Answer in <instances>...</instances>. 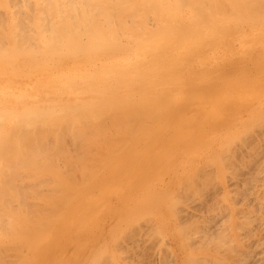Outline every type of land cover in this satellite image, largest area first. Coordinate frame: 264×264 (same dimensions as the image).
Segmentation results:
<instances>
[{
  "label": "bare ground",
  "instance_id": "1",
  "mask_svg": "<svg viewBox=\"0 0 264 264\" xmlns=\"http://www.w3.org/2000/svg\"><path fill=\"white\" fill-rule=\"evenodd\" d=\"M203 22H206L207 24L209 23L208 25L217 29L216 31H219L220 34H221V31L227 33L228 31L226 30L232 29L234 24H235L234 27L238 26L237 29L239 28L242 29L243 25H249L252 27L251 29L254 30V33H256V31L260 29V28L258 29L256 28L264 24V0H0V264H4V262H6V260L4 259L5 256H3L4 254H6V252L10 253V255H16V254L20 255L25 250L28 251L32 244V240H31L32 236L36 235L34 233H37L42 228L41 226L43 223H44L43 225H45L51 222L50 218L56 214H58V216L56 217L57 219L55 218L56 220L53 223H51L53 225L47 228L48 231L46 232V234L44 236L42 234L38 235L39 237H37V243H34V246L37 247V249H44L45 247L47 248L49 240L59 230V228L62 227V225L71 222L75 216H78V217L84 216L83 213L90 210V213L86 215V217L84 218L85 220L83 221H90L91 219H93L96 216V214L93 212L91 208L87 209V207L89 206V199H92L95 196V194H92V193L89 195V193L92 192L93 190L98 191L99 197H101L104 194H109V193L114 194V195H117L119 193L118 195L120 194L123 195V193H121L120 191H118L117 194H115V180H116L115 179V159H118V158H115V156L117 157L118 150H119V149L117 150L116 147H119L121 150V146H123V144H125V142L128 141V139L125 138L127 136H124L125 140H122V142L124 141L123 144L120 143L121 140L119 141V139L120 138L122 139L124 132H127V134L125 133V135H128V134L131 135V136L128 135L129 136L128 138L130 140L136 137L135 133L133 132L134 131L133 129L138 128L139 130H136V134H140L141 133L140 131H142L141 129H143L145 126H148V123L151 121V119H153V117L151 116H154V115H155L154 117L156 116L159 117L157 118L158 122L155 123L156 125L158 124L160 125V123H162L160 127L164 124L167 125L168 122L166 121L167 119H170V117H167L166 119L167 114L169 113L170 115L169 114L168 115L172 117L173 115L171 114L173 113L172 111L177 110L179 106L183 104V101L179 100L178 98L179 96L176 95L177 94L176 92H173V93H176L174 94L177 96L175 98H177L176 100L177 101L179 100L180 102L174 104L175 102H177V101H174L173 103L174 105L171 104L173 102L171 100L173 99L175 100V98L171 96L173 95V93H169L168 91V94H167L166 93L167 91L165 92V90H163V88H165L166 84L169 83L171 79H176L175 82L177 86H174L175 88L172 86V88L176 89L178 87V94L180 93L183 94V91L185 92V88H183L182 86L183 81H181V78L183 77V75L180 73H177L178 72L177 70L179 67H176L177 69L173 66L171 67V69L175 68V70L177 71L174 74H173V71L169 70L170 72H168L166 67H163V71L160 74H158V76L160 75V77L158 76L155 77L156 75L155 73L158 72L156 70L157 69L156 66L159 67V65L163 64V62L165 63L166 61L168 62L169 60L171 61L173 60L174 62L175 60L177 61L176 54L178 55L177 58H179V55H181V53L184 52L182 45L187 46L186 44L188 43L195 44V41H197V39L198 40L200 39L199 41H202L201 43L203 42L204 43L201 44V43L196 42V44H200L199 47H196L199 51L200 47H203V45L208 44L211 38L210 39L209 37L208 39L205 37L200 38L199 37L200 34L198 33H201V32H197L199 36L196 37L194 33L195 32L194 30H196L197 28V24H202ZM183 23L185 25H181ZM186 26H191V27L187 29ZM169 27H170V30H169ZM150 29L156 30L157 33H158L157 30H160V31L164 30L165 32L160 37L162 31L161 32L159 31L160 33H158V35L159 34L160 35L157 36V33L151 30L154 32L153 33L154 38H152L154 40L149 41V38H151V34H152ZM180 30L182 31L180 32ZM183 30H186L187 32L192 31L194 34L192 35L190 34L192 36L190 39H194V40L190 41L189 39L190 36L189 37L187 36L189 34L186 35V33L183 32ZM226 35L227 34H225V36ZM218 36H219V33H218ZM230 37H232L231 41H238V42H241L243 40L247 41L245 37V33H243V31L238 33L235 36H230ZM212 38L214 37L212 36ZM216 40H218V38H216ZM136 42H139V43L135 44ZM211 44L212 42L210 43V45ZM194 47H192L193 49L191 48L192 51L197 50ZM243 48H244L243 52L245 53L246 48L245 47ZM251 48H249V50ZM255 49L257 50L258 48L256 47ZM247 50H246V53L248 52ZM200 51H202V49ZM194 52L192 53L190 52L192 55H190V53L188 52L189 53L188 58L190 56V59L186 58V60H191L192 59L191 56H193V54L196 53ZM223 52H225V49ZM199 56H200V53H199ZM252 56L254 55L252 54ZM252 56H250V59H252ZM171 61L170 63H173ZM207 62L208 61H206L205 63ZM176 64L179 65L178 62ZM195 66L193 69H194V72L196 71L197 73V70H195ZM215 66H217V64ZM202 67H205V66H201L200 68H198V70L199 69L202 70ZM226 67H222V68H226ZM217 68L218 67H216L215 70H217ZM248 68H244L243 70L245 69H247L248 71L252 70L250 66ZM261 68L262 67L258 69L261 70ZM258 69L256 68L257 71L254 73L253 71L249 72L250 74L252 73L254 74L253 76L250 75L252 78L247 75L248 72L246 70L245 71L247 73L245 74L247 76H244L243 79L240 78L239 74L241 75V73H244V72H241V70H239L240 71L239 73L236 72V74L238 73V76H239L237 79L238 81L237 80L236 81L234 80L235 82L231 81L235 85H239L236 88H235V85H232L233 83L231 84V82L228 81L227 78L229 77H226L227 80L225 78L224 79L226 83H230L232 85L231 88L238 89L239 87H242L243 85L245 86V88H247V87H250L248 86L249 85L248 82H251L252 84L254 83L255 88L259 90L260 89L259 86L261 85L256 87L259 84L257 80L260 79L259 77L256 76ZM179 70H181V68H179ZM206 70H204V72ZM234 70L231 69V71H234ZM228 72L229 70H226L225 76H227L226 74ZM222 73L224 74V72ZM222 73L219 72L217 74L219 76L217 75L216 76L220 78L221 76L220 74ZM204 74H206V72ZM192 76H194V74ZM192 76L190 77L193 79ZM211 76L213 77V75ZM255 76H256L255 80L247 82V79L252 80L255 78ZM261 76H263V73ZM200 77H197V78L200 79ZM239 78L242 79L241 85H240ZM224 79L220 80L221 82L219 81L220 84L223 82L225 83ZM232 79H236V78L231 76L230 80ZM157 80H159L160 82L158 84H155L154 82ZM189 81L190 82L194 81L195 83V79H193L192 81L191 80ZM189 81L184 80V82L186 83ZM259 81H262V80H259ZM219 82L216 83V81L215 82L210 81V84L214 83V84H218L219 86ZM199 84L201 83L199 82ZM203 84L205 83H202L201 85ZM230 84L226 87L228 88L229 86H231ZM196 85L195 87L193 86L194 89L192 88V85H190L191 89L189 88L190 90H188L187 93H185V95L188 94L187 95L188 101H190L189 99L194 100L196 97L198 98V96L204 94V93H200V94L196 93V95H198L196 96L194 93L195 91L198 90L197 87H201L199 88L201 90L209 86L205 84V86L203 85L204 88H202L203 86L197 85L196 87ZM210 86L209 88H214V90L218 89L216 88L217 85L216 87L215 85L214 87L212 86L210 87ZM220 86L223 87V84H221ZM252 86L253 85H251V87ZM220 89L222 90V88ZM235 89H234V92H235ZM251 89L252 88H250V90ZM179 90H181L182 92H179ZM200 90H198L197 92L199 93L202 91ZM229 90L230 88H228L226 91H229ZM250 90L248 89L247 91L250 92ZM161 91L164 92L163 94L164 98L161 97L162 94L159 98V94L162 93ZM204 91L206 90L204 89ZM226 91L224 92L225 95L221 93L219 94V92L215 93L214 95L210 91H207V93L211 95V99H208V97L204 99V96H203L202 100L200 99L195 100V101L192 100L193 103L195 102L193 106H191L193 107V112L187 110V112L189 111L192 116H189L188 114L190 113H187L186 111H183V110L182 112L181 110L179 112L177 111L179 115L180 113L182 114L184 112L183 114L184 116L182 117L180 116V119H181L179 120L180 123L183 117H184L183 120L187 119L188 122H190L193 119L192 122H190L191 125L188 124L186 120L185 122L187 124L185 123L180 126V124L178 123V125L181 127L179 128L181 132L179 134H176L178 135V138L180 134L182 135V130H183L182 128L184 127L186 128L182 135L184 136V138L197 136L199 133L198 130H196L197 131L196 132L195 130L192 129V131H194V134H195L193 135V132L189 129L190 128L189 126H192L193 124H194L193 125L194 127L197 126L194 129H197L199 127L206 128L205 126H208L210 128H213V130L215 129V132L222 133L223 129H225L224 127L226 124L227 126L225 130L228 129L227 128L228 124L230 126V122H232V124L238 123L237 122L238 118L236 119L237 116L235 115L236 114L240 115L241 111L240 112H237V111L238 109L240 110V107L242 105L241 100L246 99V98L249 99L247 97L249 96L248 95L249 92L244 93L246 89L244 92L242 90L238 91V92H242L245 95H247L245 98L243 96H241L243 98H240L233 93V89L229 91L230 93H227ZM258 92H260V90ZM190 93L192 96L190 95ZM242 93H239V95ZM150 94L155 95L156 98L154 99V96H152L153 98L152 100L151 96H149ZM182 94L180 95L182 96ZM169 95L172 99H170ZM193 96H195V98ZM167 97L169 99H167ZM161 98H163L164 100L163 99L162 100L165 102H161V104L156 105L157 104L156 102L159 103L160 101H162ZM183 98L186 99V96H184ZM251 98L252 97H250V99ZM156 99H160V101ZM247 99H246V102H247ZM168 100H170L171 102L170 103L171 105L169 104L170 106L168 105L169 103ZM188 101L184 100V102H188ZM250 101H252V99ZM192 102L190 101V103ZM150 103L153 105V106L151 105L152 108H156L154 109L156 112L148 108ZM190 103L189 102L186 103L185 106L187 107V105ZM257 103L255 102V104ZM165 106L166 108L169 107L171 109V111L167 112L166 114L161 109V108L165 109ZM171 106L173 107L171 108ZM186 107H184L185 110H186ZM248 108L246 109L248 111H251L250 108L253 109L252 106L249 109ZM254 108H256L254 110H257L258 105L257 107L255 106ZM149 109L153 112L151 113ZM168 109H165V112ZM147 110L151 114L146 113L145 111ZM160 110L163 111V113L160 112L163 115H159L160 113L158 114ZM248 111H245V112H248ZM141 112H142V115L150 114V116L148 117L147 115H143V116L141 115L142 117L146 116L145 118L147 120L144 122L142 121L144 124L143 126L139 125L141 127L140 128L138 124L142 123L141 120H143L140 116ZM259 112L261 113V111L258 110L257 113ZM221 113H226L224 114L225 116L228 115L230 119L235 118L234 120H237L233 122L234 120L228 121V118H226L227 120L225 121H228V123L227 122L226 124L224 123L223 125L224 127L222 126L221 127L222 129L220 128L222 131L218 128V124H221L219 123L220 121L219 114L221 115ZM260 113L258 115L254 114V117L258 116L257 118H259V119L256 118L258 123H261L262 118L264 117V114H262L263 115L262 117ZM250 114L253 117V114L251 112ZM250 114H248V116ZM173 118H178V117L174 116ZM248 118L250 119L251 116ZM248 118L246 119L243 116V118L241 119L240 117V119L243 122L245 120L248 121ZM174 120L175 119L173 120L171 119V121L170 120L169 121L172 122ZM177 120L178 119H176V121ZM252 121H254V123L257 122L255 118L254 119L252 118L251 123H249L248 121L249 123L248 126L251 127L254 125L255 127L254 128L252 127L253 128L252 131H254V129L258 131L259 130L258 127L260 125L256 126L257 124H254ZM132 122L134 124V128L132 127L133 125H131ZM153 123L154 122H152L150 126H152ZM241 123L238 124V127L243 125L245 122L242 124ZM119 124L121 126L119 127V129L122 128L123 124H125L124 126L126 125L128 126V124H130L132 128L130 126L128 127L132 129L133 131L131 130L132 132L130 131V133H128L129 128L127 129V126H126V128L124 129H127L128 131H122L123 135H121L120 138L115 139V137H117L118 135L117 134L115 136V130H116V133H118V128L116 129V125L119 126ZM156 125L152 126V128L154 129L155 127L157 128ZM248 126L246 128L248 129L249 132L246 135H249L251 132V128ZM175 127L176 126L172 127V129L170 128L171 129L170 131L168 129L170 135L176 132L174 131ZM154 129H152V131H150L151 129L145 131L146 134L145 133L141 134V136L142 135L143 136L142 137L140 136V138L138 137L136 140H134L135 143L133 144L135 145L136 143H138V140L139 142H143L144 141L143 139H145V141H147L146 143L143 144V146L145 147V145L148 142L154 141L155 140L154 138L156 137L154 136L155 135ZM148 131H150V133ZM228 132L229 131L227 130V133ZM131 133L132 134L134 133L135 136L132 135ZM166 133L168 134V132ZM254 133L257 134V132H254ZM119 134H121V132ZM207 134L205 137L202 136L203 138L201 137V140H198L197 142H201V141L203 142V140L207 138ZM210 134H212L211 131H210ZM243 134L242 135L245 136V133ZM156 135L158 136L159 134H156ZM216 135H218V133ZM224 135H221V136L223 137ZM227 135H229V137H233L234 135L236 136V133L233 135L229 133ZM252 135L254 134L252 133ZM221 136L219 135L218 138ZM167 137H168L167 135L164 136L165 139H167ZM170 138H173V136L171 135ZM170 138H168V140ZM178 138L175 141L179 142L181 139L182 141L184 140L183 138L181 139H178ZM210 138L212 137L209 136V139ZM165 139L161 141L163 143V146H159L160 148L163 147V149L159 148L158 152L162 153L164 151V147L165 148L167 147V145L165 144H168L166 143L168 142V140L164 143ZM242 139L245 141L243 137ZM115 140H118V143H120L118 146H115L116 145ZM185 140H188V139H185ZM248 140L246 139L245 142L243 141L244 146L245 144L246 145L249 144ZM173 141H174V138L172 142ZM175 141L173 143L171 142L174 146H175ZM255 141L256 140H254L253 142ZM197 142L193 145L196 146V144H199L200 146V143H197ZM256 143L257 141L253 143V145H250L252 144L250 142L249 144L250 148L248 149L250 150L249 152L250 154L253 153L254 155V151L256 150L255 148H257L255 147L257 146ZM156 144L158 143L156 142ZM172 144L170 145L169 143L168 146L172 147ZM176 145H177V142H176ZM203 145L205 146V144ZM184 146L185 145H183V147ZM195 146H193V148H191L190 151H192ZM202 146L201 147L196 146V147L200 148L199 150H201L203 148ZM232 146H229V147L232 148ZM252 146L253 148L255 147L252 150L253 152L251 151ZM241 147L243 148V145L242 146L240 145V148ZM122 148H124V146ZM128 148L130 149V146ZM133 148H135V146ZM175 148L178 149L177 147ZM126 149L125 150L123 149V150L126 152ZM257 149L259 150V148ZM123 150H122V153H124ZM140 150L141 149H138L137 151H140ZM174 150L172 149L171 151L173 152ZM226 150H223V151H226ZM234 150L236 149L234 148ZM171 151L169 152V155L171 154ZM245 151L247 150H244V152ZM176 152L178 151H175V153L173 152V154H176ZM115 153L117 155H115ZM147 153H148V150L147 152L143 153V155L145 154L147 155ZM161 153H158V155H160ZM233 153H232V156H233ZM140 154H142V152ZM221 154H224V153H221ZM226 154L227 156L231 155V154L228 155V153ZM167 155L166 156L163 155L160 160H162V158L169 156ZM253 155H251V157ZM173 156L174 155H172L171 158L168 157V159H172ZM185 156H186L185 158L187 159V156L189 155L186 154ZM245 157L248 160L249 159L248 157L250 156L245 155ZM142 158L144 157L142 156ZM183 158H184V155H183ZM186 159L184 160L186 161ZM227 161H229L228 157H227ZM131 162H134L135 165L133 163L128 162V166L126 167L127 168L130 166L131 167L128 169L126 168L125 169L131 170V168H133L134 170L132 169L131 172L129 173L126 171L127 174L130 175L131 173V175L135 174L137 176L138 173H140V170L144 171L141 167L146 166V164L145 165L140 164L138 168L137 165L140 163L138 158L132 159ZM210 162L211 161H209L208 163ZM224 162L226 161L224 160ZM234 162H236V160H234ZM241 162L243 161L241 160ZM241 162L238 161L240 165H241ZM158 163L160 162L158 161ZM165 163L166 162H164L162 166L161 164L160 165L156 164L157 168L155 170L159 171L160 169L161 170L160 173H162L164 170L161 168L165 165ZM231 163L233 164V162ZM132 165L135 167H133ZM157 165L161 166V168ZM224 165H226V163ZM235 165H232V166L236 167L238 164L236 166ZM182 166H185V165L183 164ZM225 168L227 167L225 166L224 169ZM239 168L241 167L239 166ZM135 169H139V172L138 171L136 172ZM189 171L190 169L188 170V172ZM229 171H231V169ZM229 171L227 173H229ZM145 172L148 173L149 171L147 170ZM196 172H197V169H196ZM123 173H125V171ZM190 173L192 177L193 172L190 171ZM231 173L233 175L235 174L233 173V171H231ZM198 174L201 175V173H198ZM198 174L195 175L196 180L198 179L197 178ZM204 174L207 175L206 173ZM212 174L214 175V173ZM154 175L159 176L154 173L152 177H154ZM189 175H187V177ZM213 175H211L210 172L208 174V176H210L211 179ZM136 176L134 177L136 178ZM124 177L126 178V176H123L122 178ZM150 177L151 175L148 176L147 180L150 179ZM202 177L200 178L202 179ZM193 178L195 179L194 176ZM206 178L208 179V177ZM108 179H109V183L106 184L105 182ZM190 179L192 180V178ZM147 180L146 182L148 181L150 182V180L148 181ZM179 180L181 179L179 178ZM123 181L124 180H122V182ZM194 182L196 181H193L192 183ZM209 182H211V180ZM189 185H192V184H189ZM158 192L159 191H157V193ZM151 193H149V196ZM118 195H117V198H118ZM146 196H145V199L146 198L148 199V197ZM157 196H156V200L162 199V197H159L158 199ZM121 198L119 200H121ZM147 199L143 202H146ZM173 201L171 200L172 203ZM177 202H179V200ZM233 203L234 202H232V204ZM147 204L150 207L151 206L150 204H152V202L148 201ZM174 204H175V201H174ZM222 206H223V203H222ZM259 206L260 205H258V207ZM61 207H63V210L60 209ZM132 210H135V209L133 208L130 211ZM138 212H140L139 214L142 213L139 210L136 211L137 213V214L135 213L136 217L138 215ZM176 213H175V216H176ZM227 214L229 213L227 212ZM133 216H130L129 218L131 217L135 218ZM238 217L240 216L238 215ZM260 220L262 219L260 218ZM227 223L228 222L226 221V224ZM239 224H241V222ZM261 225L263 226V224ZM224 227H222L221 230L224 231ZM35 230L36 231L38 230V231L34 232ZM215 234H219L218 231ZM217 236H220V235H217ZM197 238H200V237H197ZM224 243L227 244L228 242H224ZM213 244H215V242ZM220 246L218 245V247ZM260 256L261 255L259 254V259H262ZM255 258H257V256ZM262 260H264V257ZM262 260H259V262H262ZM253 261H256L257 263L258 259L248 261V263L249 264L253 263ZM259 262L258 264H260ZM6 263L9 264L8 262Z\"/></svg>",
  "mask_w": 264,
  "mask_h": 264
},
{
  "label": "rangeland",
  "instance_id": "2",
  "mask_svg": "<svg viewBox=\"0 0 264 264\" xmlns=\"http://www.w3.org/2000/svg\"><path fill=\"white\" fill-rule=\"evenodd\" d=\"M208 24L206 22H203L202 24H197V28H196V30H194L196 37H198L199 36L198 34H200V36H199L200 38H202V37H205L207 39H208V37H209V39L211 38L210 41L208 40L209 41L208 44H205V45H203V47H200L199 51L196 47H199L200 44H196V42L201 43L202 41H199L200 39L199 40L197 39V41H195V44L188 43L189 45L186 44L187 46L182 45L184 52H182L181 55H179V58H177L178 55L176 54L177 61L175 60L176 63L178 62V64L179 65L181 64L182 66L177 65L173 60L172 61L169 60L168 62L166 61L165 63L163 62V64L159 65V67L156 66V68H157L156 70L158 72L155 73L156 74L155 77H157L158 74H160L163 71V67H166L168 72H170L169 70H171V71H173V74L177 71H178L177 73L182 74L183 77L181 78V81H183V82H184V80L185 81H189V80L192 81L193 79H195V83L197 85L199 84V82L201 84L205 83V84L209 85L210 81L211 82L216 81V83H217L224 78L226 79V77H229L227 79L229 82H231L234 80L236 81L239 76L242 79L244 76H247V75L253 76L254 75L253 73L257 71L256 68L258 69V68L262 67L261 70L264 71V68H263L264 67V57H263L264 56V49H263L264 48V33H263L264 32L263 31L264 30V24L261 26H258L256 28V29L260 28L258 31H256V33H254V30H252L251 29L252 27L249 25H243L242 29H240V28L237 29L238 26L234 27L235 26V24H234L232 27L233 30L226 28L227 30L226 29L225 30L228 32L225 33L223 31H221V34L219 31H216L217 29H215L214 27H212ZM181 25H185V24L183 23ZM186 27H187V29H189L191 26H186ZM244 27H246V28H244ZM212 28H213V30H212ZM151 30H153V31H155V33H157L156 30L150 29V31ZM169 30H170V27H169ZM153 31H151L152 34L150 33L151 38H149V41L154 40V39H152V38H154V34H153L154 32ZM157 31H158V33H160L162 31L161 35L159 34L160 37L165 32L164 30H161V31L157 30ZM181 31L182 30H180V32ZM242 31H243V33H245V37H246L247 41H245V40H243L241 42L231 41L232 37H230V36H235ZM183 32H185L186 35L189 34V35H187L188 37L190 36L189 39L192 37L191 35L194 34L192 31L187 32L186 30H183ZM197 32H201V33L197 34ZM158 33H157V36H159ZM218 33H219L220 37L218 36ZM145 34H147V33H145ZM225 34H227V35L225 36ZM147 35H149V34H147ZM152 35H153V37H152ZM212 36L215 39L212 38ZM260 37H262V38H260ZM216 38H218V40H216ZM222 38L224 39V41ZM192 40H194V39H190V41H192ZM211 42H212V44L210 45ZM221 42H222V44H221ZM138 43L139 42H136L135 44H138ZM203 43H201V44H203ZM205 43H207V42H205ZM245 43H246V45H245ZM192 44H193V46H192ZM190 45L192 47L195 46L194 48H196L197 50H194V51L196 53L194 51H192L193 48ZM235 45H237V46H235ZM243 47L246 48L245 53L243 52L244 51ZM256 47L258 48L257 50L255 49ZM247 48H248V50H247ZM249 48H251V49L249 50ZM201 49H202V51H200ZM224 49H225V52H223ZM241 50H242V52H241ZM246 50L248 51L247 52L248 54L246 53ZM188 52L189 53L190 52L195 53V54H193V56H191V58H192L191 60H186V58L190 59V56L188 58V55H189ZM191 53H190V55H192ZM199 53H200V56H199ZM216 53H218V54H216ZM239 53H240V55H239ZM256 53H257V55H256ZM252 54L255 57L256 56L257 57L255 58L254 56H252ZM247 55H249V56H247ZM185 56H187V57H185ZM250 56H252V59H250ZM198 57H199V59H198ZM205 60L208 62L205 63L206 62ZM244 60H245V62H244ZM170 61L173 63H170ZM241 61H243V62H241ZM221 62H222V64H221ZM216 64H217V66H215ZM248 65L250 66V68H252V70L250 69L251 71H248L249 70ZM172 66L175 68L179 67V68H181V70H179V68L177 71L175 70V68H172L173 69L172 70L171 69ZM194 66H195V70H197V73H196V71L194 72V69H193ZM201 66H205V67H202L203 71L201 69L198 70V68H200ZM226 66L229 68H227ZM216 67H218L217 70H215ZM222 67H226V68H222ZM235 68H237V69H235ZM244 68H248V70L245 69L248 73L252 72V71H253V73L248 74L245 70H243ZM189 69L191 71L192 70L193 71L191 72ZM231 69H233V70L235 69V70L231 71ZM204 70H206L205 71L206 74H204L205 73ZM226 70H229V72L226 74L227 76H225ZM239 70H241V72H244V73H241V75L239 74V76H238V73L240 72ZM261 70L258 69L259 73L258 72L257 73L259 76L256 73V76L260 78L259 80H262V81L257 80L259 82V84L256 87L261 85V86H259L260 92H258L259 90L257 88H255L254 83L252 84L251 82H248V81L255 80L256 79V76H255V78L252 80L247 79V82L249 83L248 86H250L247 88L249 90H250V88H252L250 90V92L247 91L248 89L245 88V86L243 84H242L243 85L242 87L235 89L239 85H235L233 82H231V84L233 83L232 85H235V88H231L232 85L230 83H226L225 79H224V81L227 85L223 82V83H221V84H223V87L220 86L221 81L219 82V86H218V84L212 83L215 85V87L217 85L216 88H218V89L215 88L216 90H214V88H209L210 85L212 87H214V85H212V84L207 86L206 87L207 89L204 88L205 84H203L204 86L201 84L198 85V86H203L202 88H204L206 91H204V89H201L202 90L201 91L199 89L201 87H197V85L194 83V81H192V82L189 81L187 83L182 82L183 85L182 84L181 85L183 86V88H185V92L183 91V94L180 93V94H182V96H181L180 94H178V87L176 89H174L175 88L174 86H177V84L175 82L176 79H171L170 82L166 84L165 88H163V90H165V92L167 91L166 92L167 94H168V91H169V93L176 92L177 94L173 93V95L174 94L178 95L179 100L183 101L184 105L181 103L182 105L179 106V108L177 110L172 111L173 113L170 112L171 114H173L172 117L169 116L170 115L169 113H168L169 115L167 114L166 119H167V117H170V119H167V121H166V122H168L167 125L164 124L161 127H160V125L162 123H160V125L158 124L159 126L156 125L155 123L158 122L157 118H159V117H157V116L154 117L155 115L151 116V117H153V119L156 118V119H154L155 121L153 119H151V121L154 122L153 124L156 125L157 128L156 127H155V129L152 128V126H154V125L152 124V126H150V124L152 123L150 121L148 123V126H145L143 129H141L142 131H140L141 132L140 134H136V130H139L138 128L133 129L134 131L132 129H130L128 127V126H130V124H128V126L126 125L127 129L129 128V131L127 129H124V128H126V126H124L125 124H123V126H122L123 129L120 128L121 130L119 129V127H121L120 124H119V126L116 125V129L118 128V133H116V130H115V136L117 134L118 135H117V137H115V139L116 138L118 139L121 137V135H123L122 131H128V133H130V131L132 130L136 135V137H134L135 136L134 133L133 134L131 133L132 135H134L133 136L134 138L130 140L128 138L129 137L128 135H130V134L125 135V133L127 134V132H124L122 139L120 138L119 141L121 140L120 143L123 144L124 141L122 142V140H125V138H126V139H128L129 143H128V141H126L125 144H123L124 148H122L123 146H121L122 145L121 144L120 145L121 150L119 147H116L117 150L118 149L120 150V151L118 150V155H120V156H118L115 153V155H117V157L115 156V158H118V159H115V179H116L115 180V194H117V192L120 191L121 193H123V195L120 194V195H122V196H120V195H118L119 194L118 193L117 194L118 198H117V195L109 193V194H104L101 197H99L98 191L93 190L92 192L89 193V195L92 193V194H95V196L92 199L88 198L89 199V206L87 207V209L91 208L93 210V212L96 214V216L93 219H91L90 221H83V220H85L84 218L86 217V215H88L90 213V210L83 213L84 216H80V217L75 216L71 222L62 225V227L59 228V230L49 240L47 248L45 247L44 249H37V247L34 246V243H37V237H39L38 235L42 234L44 236L46 234V232L48 231L47 228L51 227L53 225L51 223H53L57 219L56 217L58 216V214H56L50 218L51 222L47 223V221H46L47 224L43 225L44 224L43 223L41 226L42 228L39 231L37 230L38 232L36 230L34 231L37 233H34L36 235L33 234L35 236V238H34V236H32V239H31L32 244H31V247L29 248L28 251L25 250L20 255H18V254L10 255V253L6 252V254H8V255H6V254L3 255V256H5L4 259L6 260V262H8L9 264H194V263L195 264H197V263L198 264H231V263L232 264H246V263L249 264L248 261L258 259L257 263H256V261H253V263H250V264H258L259 260H262L264 257V234H263L264 233V222H263V220H264V205H263V203H264L263 202L264 201V117L262 115V114H264L263 113L264 112V101H263L264 100V98H263L264 97V89H263L264 88V85H263V83H264V72ZM219 72H221V73L224 72V74L223 73L220 74L221 76L223 75L222 77L220 76V78L217 77V76H219V75H217ZM236 72H238V73L236 74ZM245 73H247V75ZM262 73H263V76H261ZM193 74H194V76H192ZM211 75H213V77ZM236 75H237V77H236ZM190 76H192L193 79ZM196 76L197 77L201 76L203 78L200 77V79H202V80H200ZM231 76L235 77L236 79L230 80ZM158 77H160V75ZM242 79L239 80L240 85H241ZM245 81H246V79H245ZM159 82L160 81L157 80L154 83L158 84ZM229 84L231 86H229L228 88H230V90L233 89V93L240 98H243V97L245 98L247 95H245L244 93L249 92L248 93L249 96H247L249 99L246 98L247 102H246V99L241 100L242 105L240 103V105H241L240 110L238 109V111H237V112L241 111V113H240V115H237L236 114L237 112L235 113L236 115L234 114L235 116H237L236 119L238 118L237 119L238 121L234 120L235 116L233 117L234 119L231 118L232 119L231 120L228 115H226V116L224 115L226 113H221V115L219 114V117H220L219 123H221V124H218V128L220 129L224 125V123L225 124H226V122L228 123L229 120L230 121L234 120L233 122L237 121L238 123H236V124L233 123L234 124L233 125L232 122H230V126L228 124V127H227L228 128L227 130L229 131L228 133H227V130H225L227 124L225 125V127L223 126L225 129H223L222 133L215 132V129L213 130V128H210L208 126H205L206 128L199 127L197 129H194L197 126L194 127L193 126L194 124H193L192 126H189L190 127L189 129L191 131H192V129L195 131L198 130L199 133L197 136L184 138V136H182L183 132L186 129L184 127V128H182L183 129L182 135L180 134L179 138H178V135H176V134H179L181 132V130H179V128H181L180 126L182 124H185L186 122H188L187 119H185L186 120V122H185V120H183V118H184L183 117L182 121L180 123L179 122V120H181L180 116L181 117L184 116L183 115L184 112L182 114L180 113V115L178 112L180 110H181V112H182V110L186 111V112H187V110L193 112V107H191V106H193V104L195 102L193 103L192 102L193 99L192 100L189 99L192 102V103H190V101H188V99H187L188 94L185 95V93H187V91L191 89L190 85H192V88H193V86L195 87V85H196L198 90L201 91L198 93L197 92L198 90L196 88L197 91H195V93H194L195 95H196V93L197 94H200V93L205 94V95L202 94L200 96L196 95V96H198V98L197 97L195 98V96H193L195 98L193 101H195L198 99L202 100L203 96H204V99H206L207 97H208V99H211V95H209L207 93V91H210L214 95H215V93H218V92H219V94L221 93V94L225 95L224 92L228 89L226 86H228ZM251 85H253V86L251 87ZM172 86L174 88H172ZM219 87L222 88V90ZM243 87L246 89V91ZM172 89H174V90H172ZM209 89H211V90H209ZM212 89H213V91H212ZM234 89H235V92H234ZM241 90L243 92L244 91L245 92L244 93L238 92ZM229 91H226V92L230 93ZM254 91L256 92V94ZM179 92H182V91L179 90ZM193 92H191V93H193ZM191 93H190V95H191ZM239 93H242V94L239 95ZM161 94H162V96H161ZM163 94H164V92L160 93L159 98H160V96L163 97ZM213 94H212V96H213ZM173 95H171L173 98L177 97L176 95H174V96ZM255 95H257V96H255ZM149 96H151V98H152V96H154V99L156 98L155 95H153V94H150ZM164 96H166V95H164ZM184 96H186V99L183 98ZM241 96H243V97H241ZM253 96H255V97H253ZM169 97H170V95H169ZM250 97H252L251 98L252 101H250L251 100ZM163 98H161V100ZM167 99H169V98L167 97ZM170 99H172V98L170 97ZM176 99L177 98H175V100L174 99L171 100V101H173L172 103L170 102V100H168L169 101L168 105L170 103L173 104L174 101H177ZM152 100H153V98H152ZM156 100L160 101V99H156ZM163 100L160 101L159 103L156 102L157 104L156 103L155 104L158 105V104H161V102H165ZM179 100L177 102H175L174 104L180 102ZM184 100L188 101L191 105L188 104L186 107L185 105L188 102H184ZM248 100L250 103L248 102ZM255 102L256 103L258 102L259 104L258 103L255 104ZM243 103H245V104H243ZM246 103H248V104H246ZM151 105L152 104L150 103L148 108H150L151 110L156 109V108H152ZM165 105H166V103H165ZM257 105H258L257 110H254V109H256L254 107L255 106L257 107ZM251 106L253 107V109L250 108ZM162 107H163V105H162ZM172 107L173 106H171V108ZM184 107H186V110ZM248 107L250 108L251 111L246 110ZM168 108L169 107L166 108V106H165V109H168ZM161 109L164 111L165 114L167 112L171 111L170 108L166 112H165L164 108H161ZM242 110H244V111H242ZM258 110L261 111V113L260 112L259 113L263 117L262 121L260 120L261 123H258V121H257V119H259V118H257L258 116L254 117V114H257V115L259 114V113H257ZM163 111L160 110L158 112V114L160 112L163 113ZM189 111L187 113H190ZM245 111H248L249 113L245 112ZM145 112L150 113L148 110ZM152 112L153 111H151V113ZM250 112L253 114V117L250 114ZM143 113H144V111H143ZM162 113H160L159 115H163ZM150 114L149 115L143 114V115H147L149 117ZM176 114H177V116H176ZM248 114H250V115L248 116ZM141 115H142V112H141L140 116ZM188 115L192 116L191 113ZM142 116H141V118L143 120H141V122L146 121L147 120L145 118L146 116H144V117H142ZM174 116L178 117V118H173ZM243 116L246 119L251 116L250 119L248 118L249 123H251L252 118L253 119L255 118V120L257 122L256 123H254V121H252V122L254 124H257L256 126L260 125L258 127L259 130L257 131L256 129H254V131H252V129L255 126L254 125L251 127L248 126L249 125L248 121H246L244 119L245 120L244 122L246 123L245 124L241 120L243 118ZM160 117H162V116H160ZM240 117H241V119H240ZM190 118H192V117H190ZM226 118H228V121H225V120H227ZM138 119H139V117H138ZM171 119L172 120L175 119V120L170 122ZM176 119H178V120L176 121ZM188 120H190V119H188ZM192 120L190 122H192ZM175 121H176V123H175ZM183 121H184V123H183ZM241 121L244 124L241 126L239 125L240 127H238V124H240ZM143 122L142 123L138 122V123H140V124H138V126L139 125L143 126V124H144ZM190 122H188V124H190ZM178 123L180 124V126L178 125ZM131 125H133L132 127L134 128L133 122ZM174 126H176L174 128V131H176V132L171 134L174 138V141L177 138L178 139H181V138L184 139L183 141H182V139L179 141L180 143L182 141L181 144L178 141H175V146L172 144L174 141L172 142L173 138H170L171 135L169 133V131ZM244 126H245V128L247 126L250 127L251 132L254 135H252L251 132L249 135H246L249 131L247 128H246L247 129L246 130L244 128ZM165 128H167V129H165ZM152 129H154V133H155L154 136H156L154 138L155 139L154 141H156L158 144H156V142L152 141V142H148L144 147L143 144L147 142V141H145V139H143L145 142L144 141L139 142V140H138V143H136L135 145L133 144V143H135L134 140H136L138 137L140 138L141 134L145 133V131H147V130L152 131ZM168 129H169V131H168ZM216 129H217V127H216ZM158 130L160 133L158 132ZM150 131H148V132L150 133ZM206 131H208V132H206ZM210 131L212 134H210ZM225 131H226V133H225ZM231 131H233V132H231ZM234 131L236 133V136L234 135L233 137H229V135H227L229 133L232 135L235 134ZM120 132H121V134H119ZM163 132H164V134H163ZM166 132H168V134ZM192 132H193V135H195L194 131H192ZM239 132H241L242 134L245 133V136H243L244 134L242 135ZM254 132H257V134ZM171 133H172V131H171ZM217 133H218V135H216ZM156 134H159V135L157 136ZM165 134L168 136L167 139H165L166 137L164 138V136H166ZM174 134H175V136H174ZM206 134H207L208 139L205 138V140H203V142L202 141L197 142L198 140H201L202 136L205 137ZM219 135L220 136L224 135V136L223 137L221 136L222 138L221 137L218 138ZM232 135H230V136H232ZM124 136H127V137L124 138ZM160 136H162V137H160ZM209 136H211L212 138L209 139ZM242 137L245 139V141H246V139L247 140L252 139L253 141L254 140L257 141V143H256L257 146H255V147L259 148V150L254 147L257 150V151L256 150L254 151V155H253V153L250 154L249 153L250 150H248V149L250 148V145H253V143H255L256 141L253 142L252 140L251 141L248 140L249 142L248 141L247 142L249 144L251 142L252 144L249 145L246 142L249 146L246 144L244 146V144H243L244 140L242 139ZM143 138H145V137H143ZM168 138H170L171 140L169 139L170 140L169 141ZM164 139H165L164 143L168 140V142H166V143H168V144L170 143V145L172 144V147L171 146L169 147L168 144H165V145H167V147L166 148L164 147V151L161 153V152H158V150L160 148L159 146H163V143L161 141H163ZM185 139H188V140H185ZM206 139H207V141H206ZM116 141L118 143V140H115V144H116L115 146H118L120 143L117 144ZM209 141H210V143H209ZM176 142H177V145H176ZM196 142L200 143V146H199V144H196V146H198V147H201L203 144H205V146L203 145L202 146L203 148L201 150H199L200 148L193 145ZM240 142H242V143H240ZM218 143L219 144L221 143V144L219 145ZM227 144H229V145H227ZM151 145H153V146H151ZM183 145H185V146L183 147ZM191 145L195 146L193 149L194 151L193 150L190 151L191 148H193V146H191ZM240 145L241 146L243 145V148L242 147L240 148ZM129 146H130V149L128 148ZM134 146H135V148H133ZM229 146H232V148H230ZM175 147H177L178 149H176ZM116 148H115V150H116ZM161 148L163 149V147H161ZM234 148L237 151L234 150ZM254 148L252 146L251 151ZM123 149L124 150L126 149V152ZM138 149H141V150L137 151ZM146 149L148 150V153H147V155L145 154L146 155V157H145V155H143V153L147 152ZM172 149L173 150L175 149L173 151L174 153H175V151H178V152H176V154H173V152L171 151ZM122 150L124 153H122ZM223 150H226V151H223ZM240 150H241V152H240ZM244 150H247L248 152L247 151L244 152ZM170 151H171V154L169 155ZM186 151H187V153H186ZM195 151H196V153H195ZM139 152L140 153L142 152V154H140ZM158 153H161V154L158 155ZM209 153L212 155H210ZM214 153H215V155H214ZM221 153H224V154H221ZM226 153H228V155L231 154V155H229L230 157L227 156ZM232 153H233L234 157L232 156ZM255 153H256V155H255ZM138 154L140 156L142 155L144 158H142V156L140 157ZM186 154L190 156V157L187 156V159L189 158L188 160L185 158ZM244 154L247 156H250V157H248L249 158L248 160L246 159ZM121 155H123V156H121ZM163 155H165V156L167 155L169 158H171L172 155H174V156L172 157V159H168V157L164 156L165 158H162V160L164 159L162 161L160 159ZM183 155H184V158H183ZM216 155H218V156H216ZM251 155H253V156L251 157ZM129 156H131V157H129ZM226 156L228 157L229 161H227ZM153 157H154V159H153ZM209 157L212 159H210ZM134 158L139 159L140 163L138 164L136 162L138 164L137 167L140 166V164H143V165L146 164V166L141 167L144 171L140 170V173H138L137 176L135 174L131 175V173H130V175L127 174V172L128 173L131 172V170L133 168H131V170L130 169L126 170V169L131 167L130 165H129L130 167H128V168L126 167V166H128V162L134 164V162H135L134 160H133L134 162H131V160ZM156 158H157V160H156ZM250 158H251V160H250ZM184 159H186V161ZM233 159L236 160V162H234ZM224 160L226 162H224ZM231 160H233V161H231ZM241 160L243 162H241ZM136 161H138V160H136ZM158 161L160 163H158ZM209 161H211V162L208 163ZM238 161L241 162V165H240V163H238ZM164 162H166V163L161 168V166L164 164ZM231 162H233V164ZM177 163H178V165H177ZM225 163H226V165H224ZM156 164H159V165L161 164V166H159V165H157V166H159L161 169L164 170L163 171L164 174H163V172L160 173L161 172L160 169H159V171L155 170L157 168ZM183 164L185 166H182ZM231 164L232 165L238 164L237 165L238 167L235 165L237 167L236 168V167L232 166ZM175 166H177V167H175ZM225 166L227 168L224 169ZM239 166L241 168H239ZM133 167H135V166H133ZM164 167H165V169H164ZM194 167H196V168H194ZM229 167H231V168H229ZM146 169L149 171L148 173L145 172V171H147ZM182 169H183V171H182ZM189 169L191 172H193L192 177H191L190 171L188 172ZM196 169H197V172H196ZM230 169H231V171H233V173H235L234 175L231 173V171H229ZM232 169H234V170H232ZM237 169H239V170H237ZM135 170H136V172L137 171L139 172V169H135ZM235 170H236V172H235ZM124 171L126 174L123 173ZM175 171L177 174L175 173ZM208 171L211 173V175H213L212 173H214V175L212 176V179L210 176H208V174H209ZM228 171L231 174L227 173ZM184 172H185V174H184ZM207 172H208V174H207ZM154 173L159 175V176L154 175V177H152V175ZM158 173H160V174H158ZM198 173H201V175ZM204 173H206L207 175H205ZM121 174H122V176H121ZM146 174H148V175H146ZM197 174H198V176H197L198 181L196 180V176H195ZM118 175H120V176H118ZM150 175H151V177H150V179H148V180H150V182H149L147 180V178ZM187 175H189V176L187 177ZM202 175H203V177H202ZM232 175H233V177H232ZM123 176H126V178L125 177H124L125 179L122 178ZM130 176H132V177H130ZM134 176H136V178ZM193 176L195 177V179L193 178ZM200 177H202L203 180ZM206 177H208V179ZM209 177H210V179H209ZM229 177L232 179H230ZM118 178L120 179V181ZM179 178L181 180H179ZM190 178H192V180ZM204 179H205V181H204ZM122 180H124V181L122 182ZM146 180L148 182H146ZM186 180H187V182H186ZM208 180L209 181L211 180V182H209ZM193 181H196V182L192 183ZM212 182H214V183H212ZM105 183L106 184L109 183V179ZM188 183L192 184V185H189ZM159 189H161V190H159ZM157 191H159V192L157 193ZM148 192L149 193L152 192L151 193L152 195L150 194V196H149ZM130 193H131V195H130ZM86 196H87V194H86ZM145 196L148 197V199L146 198L147 201L143 202L146 200ZM156 196L158 197V199H159V197H162V199L156 200ZM120 198H121V200H119ZM169 198H171V199H169ZM257 199L259 200V202ZM171 200L172 201L174 200L175 204H174V201L172 203ZM178 200H179V202H177ZM148 201L152 202V204H150L151 205L150 207L147 204ZM221 202L223 203V206H222ZM232 202H234L233 203L234 205L232 204ZM177 203H179V204H177ZM172 204H173V206H172ZM232 205H233V207H232ZM258 205H260V206L258 207ZM133 208L135 210L130 211ZM179 208H180V210H179ZM60 209L63 210V207H61ZM138 210L141 211L142 213L139 214L140 212H138V215L136 217L135 213ZM247 210L248 211L250 210V211L248 212ZM258 210L260 211V213ZM176 211H177V213H176ZM191 211H192V213H191ZM131 212H133V213H131ZM227 212L229 214H227ZM175 213H176V216H175ZM257 213H259V214H257ZM228 215H229V217H228ZM236 215H237V217H236ZM238 215L240 217H238ZM258 215H260L261 217ZM130 216H133L135 218H132V217L129 218ZM247 216H249V217H247ZM127 218H129V219H127ZM246 218H248L250 221ZM260 218L262 220H260ZM257 219L259 222L257 221ZM244 220L245 221L247 220L246 221L247 223ZM226 221L228 223H230V222L231 223L226 224ZM240 222H241V224H239ZM242 222H243V224H242ZM261 224H263V226ZM222 227H224L225 232L223 230H221ZM191 231L192 232L194 231V232L192 233ZM217 231L219 234H215V233H217ZM195 234H197L198 236ZM210 235H211V237H210ZM217 235H220V236H217ZM212 236H214V237H212ZM188 237H189V239H188ZM197 237H200V238H197ZM219 237H221V238H219ZM209 238H211V239H209ZM210 240H211V242H210ZM199 242L201 243V245ZM214 242H215V244H213ZM222 242L223 243L228 242V243L223 244ZM259 242H261V243H259ZM198 243H199V245H198ZM217 244L219 246L220 245L221 246L218 247ZM260 249H262L263 251ZM259 254L261 255L260 257L262 259H259ZM256 256H257V258H255ZM194 259H195V261H194ZM6 262H4V264H7ZM259 263L264 264V260H262V262H259Z\"/></svg>",
  "mask_w": 264,
  "mask_h": 264
}]
</instances>
